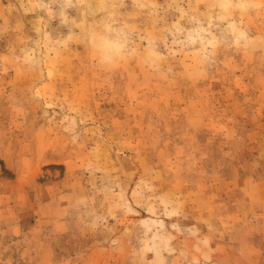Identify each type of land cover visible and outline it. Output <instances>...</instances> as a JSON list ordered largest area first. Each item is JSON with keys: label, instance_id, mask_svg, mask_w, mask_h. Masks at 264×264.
<instances>
[{"label": "rangeland", "instance_id": "1", "mask_svg": "<svg viewBox=\"0 0 264 264\" xmlns=\"http://www.w3.org/2000/svg\"><path fill=\"white\" fill-rule=\"evenodd\" d=\"M0 264H264V0H0Z\"/></svg>", "mask_w": 264, "mask_h": 264}, {"label": "clouds", "instance_id": "2", "mask_svg": "<svg viewBox=\"0 0 264 264\" xmlns=\"http://www.w3.org/2000/svg\"><path fill=\"white\" fill-rule=\"evenodd\" d=\"M110 55H111V56L118 55L117 50H116V49H112V50L110 51Z\"/></svg>", "mask_w": 264, "mask_h": 264}]
</instances>
